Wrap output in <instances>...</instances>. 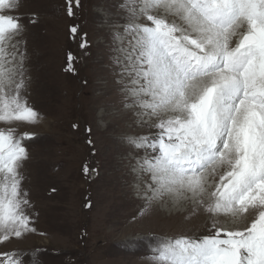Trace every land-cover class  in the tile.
Here are the masks:
<instances>
[{
  "label": "snow or ice",
  "instance_id": "obj_1",
  "mask_svg": "<svg viewBox=\"0 0 264 264\" xmlns=\"http://www.w3.org/2000/svg\"><path fill=\"white\" fill-rule=\"evenodd\" d=\"M120 7L127 15L113 33L121 43L112 57L116 83L124 107L139 109L157 130L129 138L153 153L133 167L144 197L191 200L213 218L209 235L163 238L150 249L153 264H264V0H124ZM18 8L19 0H0V122L9 125L0 128V243L35 231L19 172L22 141L31 137L11 126L39 119L23 95V55L17 61L13 43L23 30ZM67 14H75L73 0ZM73 60L69 54L68 71ZM221 215L237 226H218ZM22 255L3 253L0 264H23Z\"/></svg>",
  "mask_w": 264,
  "mask_h": 264
},
{
  "label": "rangeland",
  "instance_id": "obj_2",
  "mask_svg": "<svg viewBox=\"0 0 264 264\" xmlns=\"http://www.w3.org/2000/svg\"><path fill=\"white\" fill-rule=\"evenodd\" d=\"M123 2L80 0L77 7L73 0L69 16L67 0H19L14 15L23 30L13 43L19 42L17 61L23 55V95L39 119L11 126L31 137L22 141L27 158L19 172L35 231L0 243V255L18 251L23 264H153L150 249L163 238L199 239L213 231V218L202 207L190 211L191 200L151 211L144 182L124 178L135 172L137 157L130 152L134 136L116 122L127 109L112 62L121 47L113 33L126 23ZM84 34L88 46L81 48ZM69 54L74 71L67 70ZM216 220L237 226L223 215Z\"/></svg>",
  "mask_w": 264,
  "mask_h": 264
},
{
  "label": "bare ground",
  "instance_id": "obj_3",
  "mask_svg": "<svg viewBox=\"0 0 264 264\" xmlns=\"http://www.w3.org/2000/svg\"><path fill=\"white\" fill-rule=\"evenodd\" d=\"M119 55V53H118ZM124 103V100L121 101V104ZM121 106V105H120ZM120 106H118V108H120ZM136 111L137 113L140 111L139 109H125V110H120V114L118 115V118L116 119L117 123L121 124V128L123 129L124 134H128V133H132V136L137 137V136H154L153 134H149V132H143L144 130L146 131V129H148L149 126V122H147V118L144 119V121L141 120V118L139 117V115L136 113L134 114L133 112ZM108 116V113L106 112L104 115L102 116ZM152 123H154V121H152ZM152 129V128H151ZM142 133H147V134H142ZM122 135V134H120ZM128 136V135H127ZM130 152L132 153V155L136 156L137 159L134 160L132 162V164L137 163V161L144 156H151L152 154L146 150V149H137V148H133L130 150ZM132 159H130L131 161ZM127 168L126 166H124V169ZM125 173V172H124ZM125 175V176H124ZM124 178L126 181H141L137 178V172H127L126 174H124ZM139 201L141 202V199H139ZM173 200L169 197H165L162 200H159V203L153 201L151 202L149 205L151 211H153L154 209H156L158 207V204L160 203H164L166 205H173L176 204L177 202H181L180 200ZM138 202V203H140ZM144 201H142L143 203ZM183 203V202H181ZM192 203V202H191ZM170 205V206H171ZM165 207V206H164ZM199 209L198 206H196L194 203H192L189 206V210H197ZM200 216V214H199ZM226 217V216H225ZM209 218V217H208ZM207 218V219H208ZM217 219V218H216ZM205 221V220H204ZM205 236V235H204Z\"/></svg>",
  "mask_w": 264,
  "mask_h": 264
}]
</instances>
